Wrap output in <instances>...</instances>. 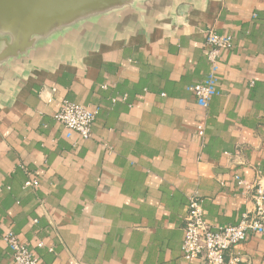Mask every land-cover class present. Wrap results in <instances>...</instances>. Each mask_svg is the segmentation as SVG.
I'll return each instance as SVG.
<instances>
[{
  "label": "crops",
  "instance_id": "0c3cea01",
  "mask_svg": "<svg viewBox=\"0 0 264 264\" xmlns=\"http://www.w3.org/2000/svg\"><path fill=\"white\" fill-rule=\"evenodd\" d=\"M208 27L234 46L204 107ZM65 99L98 110L91 138L55 120ZM258 171L264 0H112L23 26L0 9V264L9 229L40 264H200L182 257L189 194L237 224L252 204L235 177ZM237 252L264 264V237Z\"/></svg>",
  "mask_w": 264,
  "mask_h": 264
},
{
  "label": "built area",
  "instance_id": "2783aa9c",
  "mask_svg": "<svg viewBox=\"0 0 264 264\" xmlns=\"http://www.w3.org/2000/svg\"><path fill=\"white\" fill-rule=\"evenodd\" d=\"M204 33L210 80L194 83L190 89L199 103L207 107L216 92L215 77L222 51L233 48L234 37L219 33L214 27L204 29ZM97 115V109L65 99L54 118L65 127L78 132L84 139H89ZM197 129L198 134L204 136V125L199 124ZM235 178L237 185L245 188L252 204L242 213L237 224L214 227L205 216L199 191L194 190L189 194L183 225L182 257L185 261L197 260L200 264H252L249 258L237 252V248L246 241L249 234L264 237V175L258 171L253 182L239 175ZM25 185L37 186L38 181L29 179ZM3 240L12 249L14 264H40L33 250L11 229L5 232Z\"/></svg>",
  "mask_w": 264,
  "mask_h": 264
},
{
  "label": "water",
  "instance_id": "95a60500",
  "mask_svg": "<svg viewBox=\"0 0 264 264\" xmlns=\"http://www.w3.org/2000/svg\"><path fill=\"white\" fill-rule=\"evenodd\" d=\"M112 0H0V9L10 17H18L21 26L34 21L62 17L83 6Z\"/></svg>",
  "mask_w": 264,
  "mask_h": 264
}]
</instances>
